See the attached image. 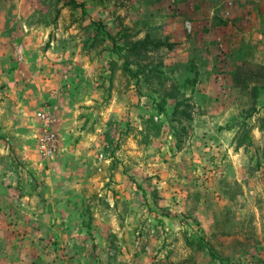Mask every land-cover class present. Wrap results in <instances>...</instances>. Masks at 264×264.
I'll use <instances>...</instances> for the list:
<instances>
[{"label": "rangeland", "instance_id": "rangeland-1", "mask_svg": "<svg viewBox=\"0 0 264 264\" xmlns=\"http://www.w3.org/2000/svg\"><path fill=\"white\" fill-rule=\"evenodd\" d=\"M0 264H264V0H0Z\"/></svg>", "mask_w": 264, "mask_h": 264}, {"label": "built area", "instance_id": "built-area-1", "mask_svg": "<svg viewBox=\"0 0 264 264\" xmlns=\"http://www.w3.org/2000/svg\"><path fill=\"white\" fill-rule=\"evenodd\" d=\"M39 115L43 118V119H45L46 118V115L43 113V112H41V113H39ZM48 141H50L53 145L51 146V150H52V148L55 146V141H56V139L54 138V135H52V134H50V135H48V139H47ZM45 147V146H44Z\"/></svg>", "mask_w": 264, "mask_h": 264}, {"label": "trees", "instance_id": "trees-1", "mask_svg": "<svg viewBox=\"0 0 264 264\" xmlns=\"http://www.w3.org/2000/svg\"><path fill=\"white\" fill-rule=\"evenodd\" d=\"M162 43H160V42H157V43H155V45H161Z\"/></svg>", "mask_w": 264, "mask_h": 264}]
</instances>
